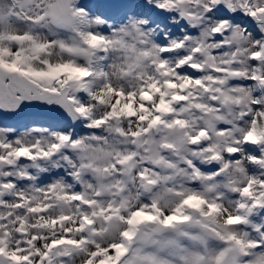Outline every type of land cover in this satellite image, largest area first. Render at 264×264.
I'll list each match as a JSON object with an SVG mask.
<instances>
[{"label": "snow or ice", "instance_id": "1", "mask_svg": "<svg viewBox=\"0 0 264 264\" xmlns=\"http://www.w3.org/2000/svg\"><path fill=\"white\" fill-rule=\"evenodd\" d=\"M0 264H264V0H0Z\"/></svg>", "mask_w": 264, "mask_h": 264}]
</instances>
